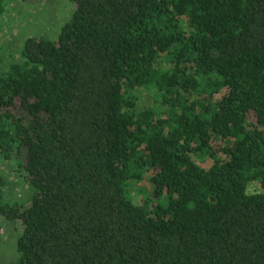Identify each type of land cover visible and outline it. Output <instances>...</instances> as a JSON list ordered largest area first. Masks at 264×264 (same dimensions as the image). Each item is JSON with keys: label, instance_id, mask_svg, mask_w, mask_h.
I'll return each instance as SVG.
<instances>
[{"label": "trees", "instance_id": "1", "mask_svg": "<svg viewBox=\"0 0 264 264\" xmlns=\"http://www.w3.org/2000/svg\"><path fill=\"white\" fill-rule=\"evenodd\" d=\"M68 1L0 56L13 264H264V0Z\"/></svg>", "mask_w": 264, "mask_h": 264}, {"label": "rangeland", "instance_id": "2", "mask_svg": "<svg viewBox=\"0 0 264 264\" xmlns=\"http://www.w3.org/2000/svg\"><path fill=\"white\" fill-rule=\"evenodd\" d=\"M4 6L0 16V56L4 66L20 59L19 49L25 37L56 38L73 8L68 0H5ZM149 97L148 93H141V105H150ZM209 164L204 162V165ZM0 182L5 201L26 203L30 198V191L17 171L16 159H5L1 154ZM138 186L148 188L145 183L136 185V188ZM248 191L253 193L261 190L257 183H251ZM17 237L16 224L0 220V264H13L16 260Z\"/></svg>", "mask_w": 264, "mask_h": 264}]
</instances>
